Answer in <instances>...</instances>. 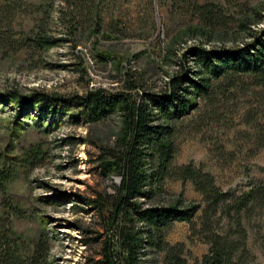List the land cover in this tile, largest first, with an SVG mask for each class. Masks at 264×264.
Masks as SVG:
<instances>
[{"label":"rangeland","instance_id":"374dc122","mask_svg":"<svg viewBox=\"0 0 264 264\" xmlns=\"http://www.w3.org/2000/svg\"><path fill=\"white\" fill-rule=\"evenodd\" d=\"M13 1L11 24L0 15V95L44 91L69 98L95 87L114 90L129 66L144 70L148 86L160 91L170 76L195 69L182 56L188 46L242 45L264 31V0ZM80 2L82 20L69 23ZM203 4L214 5L221 16L203 22L196 12ZM62 7L69 17L59 20ZM241 21L246 28L239 27ZM188 26H204L209 34L179 35ZM39 29L63 40L39 47L28 40ZM17 108L0 102V234L7 235L13 251L7 257L0 241V264H27L42 235L49 245L47 264H99L100 243L111 231L79 197L111 192V183L120 184L119 176L100 175L94 162L97 137L117 129L116 117L92 124L63 114L49 126L32 113L18 115ZM173 125L174 169L201 168L234 195L264 182V85H255L250 76L212 80L210 94L196 97L194 108ZM162 194L164 202L201 203L192 226L175 221L165 233L166 242L182 246V257L194 264L209 248L202 230L203 196L178 174L165 178ZM221 207L210 221L211 230L224 235L235 227ZM242 225L248 262L264 264V204L249 216L242 214ZM162 256L152 255L147 263L164 264Z\"/></svg>","mask_w":264,"mask_h":264},{"label":"trees","instance_id":"16d2710c","mask_svg":"<svg viewBox=\"0 0 264 264\" xmlns=\"http://www.w3.org/2000/svg\"><path fill=\"white\" fill-rule=\"evenodd\" d=\"M15 3L13 0H0V15L8 20V25L17 8ZM82 4L77 11H70V17L64 13L63 7L60 8L57 19L69 17V23L78 25L82 20ZM216 9L209 4L196 6L201 20L208 24L221 16ZM256 9L252 8L254 12ZM97 25L95 22L94 26ZM239 27L246 28V24L241 21ZM42 31L39 29L28 40L39 47H50L63 40L46 37ZM207 34L209 32L204 26H188L179 32V35L191 38ZM177 37L174 35L168 43L172 45ZM167 48L168 52L171 46ZM182 56L187 62L192 61L195 69L185 67L182 73L170 76L160 91L148 86L144 70L129 66L120 74V86L114 90L95 87L69 98L44 91H33L28 96L16 93L0 95V102L16 103L18 115L32 113L36 121L46 122L49 126L63 114L92 124L116 117L117 129L112 130L107 138L97 137L98 153L94 162L100 175L119 176L120 184L111 183V192L103 189L94 191L91 196L79 197L88 210L96 212L105 229L111 231V235L100 243L99 264H150L147 262L152 255L160 253L164 264H188L182 257L183 247L170 246L165 233L175 221H185L192 226L201 203L182 206L178 201L164 202V180L174 174L183 181H190L205 202L202 230L207 233L205 239L209 248L194 264H252L248 262L244 245L246 231L242 225V214L249 216L264 204V182H257L234 195L217 187L212 175L201 168L185 165L174 169L173 121L194 108L196 97L210 94L212 80L227 75H248L255 85H264V31L242 45L209 49L200 45L188 46ZM72 108L75 111L67 113ZM219 206L235 227L224 235L211 230L210 215L215 214ZM232 233L236 238H231ZM1 234L0 241L6 244L5 254L11 258L13 251L9 242L4 240L7 235ZM48 252V241L42 235L27 264H47Z\"/></svg>","mask_w":264,"mask_h":264}]
</instances>
